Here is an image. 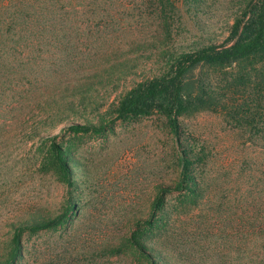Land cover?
I'll use <instances>...</instances> for the list:
<instances>
[{"label": "rangeland", "instance_id": "rangeland-1", "mask_svg": "<svg viewBox=\"0 0 264 264\" xmlns=\"http://www.w3.org/2000/svg\"><path fill=\"white\" fill-rule=\"evenodd\" d=\"M248 1L174 0L166 28L158 1L115 0L110 12L86 18L93 23L83 26L89 41L80 48H49L41 67L34 63L30 114L23 123L0 116V263L17 227L67 205L50 142L37 131L67 161L74 208L53 230L23 231L15 264H149L130 248L132 234L156 264H264V56L198 66L193 77L212 99L181 115L178 133L158 112L127 116L101 134L66 130L114 117L125 89L168 71L164 51L225 44ZM106 14L123 25L99 21ZM70 103L87 120L72 119ZM182 157L190 161L184 188L164 195L149 227L159 191L182 180Z\"/></svg>", "mask_w": 264, "mask_h": 264}, {"label": "trees", "instance_id": "trees-1", "mask_svg": "<svg viewBox=\"0 0 264 264\" xmlns=\"http://www.w3.org/2000/svg\"><path fill=\"white\" fill-rule=\"evenodd\" d=\"M156 1L159 3L162 24L168 28L170 17L167 12L171 13L175 9L174 0ZM110 2L114 3L115 0H0V116L13 122H24L25 117L30 114L28 104L25 103H31L33 98L32 89L38 80L35 72L40 66V57L50 53L49 48L65 51L70 45L76 49L89 41L83 36V26L92 24L93 21L86 18L102 11L110 12ZM123 9L127 10L125 6ZM109 15H102L98 19L117 27L123 25L116 16L108 18ZM69 56L71 57L70 54ZM162 56L166 57L170 65L168 71L125 89L117 105L116 115L105 124L93 125L88 121H77L69 124L66 130L75 134H101L109 125L127 116L158 112L166 117L171 130L178 133V118L191 110L206 106L212 99L208 85L193 77V71L198 66L228 65L264 56V0H249L246 3L234 19L225 44L209 45L189 52L171 53L168 50ZM35 62L36 68L33 67ZM83 101L80 99L79 105ZM78 107L70 103L69 116L75 120H87L78 115ZM60 111L62 110H55L50 116H57ZM35 124L43 126L40 122ZM57 126L52 123L46 128L54 129ZM33 134L42 142H50L51 155L67 187V205L62 213L51 219L32 224L23 223L17 227L12 236V251L8 259L0 264H15L21 251L23 231L35 233L53 230L69 218L74 208L70 191L72 174L60 147L50 135H40L37 131H33ZM180 163L181 182L173 189L159 191L152 205L151 217L146 221L147 226L152 227V217L161 209L164 195L183 190L190 161L182 157ZM260 230L264 232V220L260 223ZM127 241L130 248L144 255L149 264H156L136 240V234H132Z\"/></svg>", "mask_w": 264, "mask_h": 264}]
</instances>
